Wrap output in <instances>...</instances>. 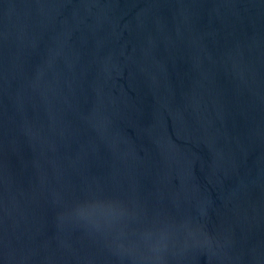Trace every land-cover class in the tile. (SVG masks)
Segmentation results:
<instances>
[{"label":"water","instance_id":"obj_1","mask_svg":"<svg viewBox=\"0 0 264 264\" xmlns=\"http://www.w3.org/2000/svg\"><path fill=\"white\" fill-rule=\"evenodd\" d=\"M0 264H264V0H0Z\"/></svg>","mask_w":264,"mask_h":264}]
</instances>
